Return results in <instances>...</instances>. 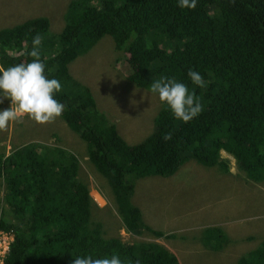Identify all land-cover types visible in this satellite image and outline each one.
<instances>
[{
	"label": "trees",
	"instance_id": "1",
	"mask_svg": "<svg viewBox=\"0 0 264 264\" xmlns=\"http://www.w3.org/2000/svg\"><path fill=\"white\" fill-rule=\"evenodd\" d=\"M63 20L56 36L49 35L44 15L0 28V66L31 62L25 53L33 37L41 35L45 74L62 85L55 93L65 105L60 118L85 142L87 159L110 187L126 230L162 236L143 223L140 209L130 202L131 180L172 175L190 158L226 168L227 161L219 159L224 150L248 178L264 182V0H197L195 9L178 7V0H69ZM104 35L121 51L117 61L126 67L129 81L149 91L154 79L175 78L195 92L203 110L185 123L160 103L152 132L129 145L67 69ZM189 69L201 74L206 87L191 82ZM166 132L171 140L162 139ZM24 138L0 152L5 203L0 229L13 237L3 264H73L77 256L113 254L123 264L137 259L140 264H178L171 250L155 242L127 244L104 237L101 224L92 219L74 157ZM214 234L217 250L226 241L219 227L182 234L180 241L199 247ZM236 264H264V239L239 254Z\"/></svg>",
	"mask_w": 264,
	"mask_h": 264
},
{
	"label": "rangeland",
	"instance_id": "2",
	"mask_svg": "<svg viewBox=\"0 0 264 264\" xmlns=\"http://www.w3.org/2000/svg\"><path fill=\"white\" fill-rule=\"evenodd\" d=\"M68 2L69 0H0V5L4 11H13L15 10V6L18 5L20 9L24 8L30 14H42V12L45 13L44 17H46L48 21L52 20L50 26L48 27L49 35L56 36L63 27V15L67 9ZM11 16L12 15L6 17L4 21L0 22V27H4L3 24ZM20 17L23 19L22 17L25 16L24 14H21ZM121 57V51L114 49L112 39L108 35H104L89 50L84 51L82 54L78 55L67 64V69L69 68L68 73L71 79H74V77L70 72H78L81 75V77L84 79V82L87 84L86 87L89 88L90 95L95 99V101L96 98L92 94V91H96L98 101L101 100L103 104L104 101L102 99L107 98L106 102H108L110 106V111L113 118V120L109 119L111 122L116 121L115 118L120 115H126V118L128 119V112L130 108L132 109L140 102L142 97L141 95L143 93L147 95L150 106L145 111H143V107L139 106L138 108L142 110L140 111L139 115H146L149 117L150 121H152V117L155 115L156 111L159 110L161 102L157 101L154 95L148 92V90L144 91L143 89L136 87L133 82H130L127 79L126 67H122L118 62L121 60ZM115 60H118L117 70H115L114 66H112ZM109 65H111V67H109ZM65 89L67 92H70L67 90V88ZM7 101L10 100L4 99L3 103H0V110H4L2 107L9 104ZM131 101H135L136 103L133 104ZM98 108V110H100L102 113L101 108ZM59 125L61 127H59ZM150 130H152V126ZM53 132L55 134H52ZM21 135H25V137H27L24 139L30 138L31 140L41 144L43 147H63L66 151L70 152L77 158L79 163V169L77 171L78 179L80 176H83L80 180L86 183V188H96L106 198V204L101 208L91 205L92 219L101 224L103 231L102 235L104 237H118L124 242L153 241V238L155 237L149 234L150 232L146 230H142L139 234H137V236L130 235L124 230L122 217L119 215L118 209H116L113 200L114 196L105 178L94 169L88 160L82 161V151L85 148V143L78 138L76 133L68 129L60 117L54 122L45 124H39L32 119H29L27 116L21 117L19 123L10 122L6 130L0 131V152L3 151V154L7 153L12 148V146L20 145L19 140L22 139H17ZM125 136L127 139L131 138V135ZM219 159H222V157L219 156ZM188 160H191V158ZM210 160L212 159L207 161L210 162ZM227 161H229V166L231 169H229V167L226 169L225 164L218 165L215 163L213 165H202L203 168L199 171L195 168H192L190 172L186 171V168L191 164H181L178 175H192L189 179H185L187 183L191 182V188L195 191V195H192L193 199L191 202L193 204L200 203L199 194L202 190L205 194L202 204L207 206V208L204 210L206 211V215L212 220H215L216 214L214 212V208L217 205L216 201H218V203H220V205L223 207H227V215L229 212L225 195L226 184L221 182L216 176L212 175H219L223 178L230 177L231 175H239V228L244 231H248L250 235L257 234V236L253 235V237H256L254 240L249 239L247 241H242L239 239V254H242L256 248L259 245L260 239H264V182L262 181L258 184L246 183L249 181L244 177L246 174H243V172L239 171L235 167L233 158L230 157V159ZM195 174H207V180L203 184L198 182L194 183ZM145 178L148 177L131 180L132 188L135 186H142L141 188L146 187L147 185L155 186L154 183H157L152 178H149L151 180H145ZM153 189L154 188H151V190ZM2 193L3 187L0 178V213L4 212L2 208L5 205V203L2 201ZM159 195L151 193L145 195L149 196L144 199L146 207L144 210L146 212L154 211L155 207L153 206L157 201L160 203L163 202V198L158 199ZM167 201H176L177 205L180 206V201L177 200L173 194L167 198ZM178 206H174L172 209H170L169 214L174 215V213L179 209ZM197 209L198 207H193L192 211ZM226 219L227 217L225 220ZM207 221L210 223V220ZM202 231L203 230H201L200 233H202ZM215 235L216 234H214L209 240H206L204 244L199 247H196L198 246V243L196 242H193L192 245H190L188 242L181 241L179 250L182 248L186 249L183 251V257L186 258V260H180L179 264H222L215 262L213 258H204L202 254L196 258H193L195 255H197V250L203 246V252H205V250H207V252H212L209 246L216 245L217 241L214 240ZM186 240L190 239L187 238ZM157 241L162 243L160 239ZM225 242H227V237ZM194 250L197 252L193 253ZM218 261H223V257H220Z\"/></svg>",
	"mask_w": 264,
	"mask_h": 264
},
{
	"label": "crops",
	"instance_id": "3",
	"mask_svg": "<svg viewBox=\"0 0 264 264\" xmlns=\"http://www.w3.org/2000/svg\"><path fill=\"white\" fill-rule=\"evenodd\" d=\"M21 14H24L25 16L22 17L23 19H21L20 17ZM10 15L12 16L3 24L4 27H9L21 23L26 20L24 18L28 19L35 16H43L45 15V13L42 12V14H30L26 9H20L18 5L15 6V10L13 11H4L2 10L0 5V22L4 21L6 17ZM49 22L51 23L52 20H50ZM117 64L118 62L117 60H115L114 64L112 65L114 66L115 70H117ZM109 67H111V65H109ZM70 73L74 77V79L80 82L83 86L87 85L78 72ZM92 94L96 98L97 107L101 108L102 114L105 117L107 116L110 120H113L110 111V106L108 102H106L107 98L102 99L104 101L103 104L101 100L98 101L96 91H92ZM141 96L143 97V99L141 97L140 102L133 107L134 109L132 108V110L130 108L128 112V119L126 118V115H120L115 118L116 121H112L115 126V129L120 135H141L150 130L151 121L149 117L146 115L140 116L139 113L142 110L138 108L139 106L143 107V111H145L149 108L150 103L147 99V95L143 93ZM184 164H191L189 167L186 168V171L190 172L192 168H195L198 171L203 168L202 165L195 160H186L184 161ZM180 166L172 175L164 177L145 176L148 177L145 178V180H151L149 178L154 179L155 182H157L154 183L156 187L153 185H147L143 188H141L142 186H135L134 188H132L130 202L140 209L142 220L144 221L143 223L148 225L151 230L162 233L161 237L153 238L152 242H157L162 246H165L170 249L176 255L177 260L180 263V260H186V258L183 257V251L179 250V245L181 243L180 239L182 234L186 235L188 233L187 236H192L196 232L201 231L206 227L220 226L219 228H221L223 234L227 237V242L223 244L222 247H218L217 250H213L214 246L210 245L209 248L212 252H207V250L203 252V246L202 248L197 250L198 253L193 258H196L202 254L204 258H213V260L218 263L236 264L237 259L239 258V239L247 241L249 240V237L252 236L248 233V231H244L239 228V178L234 180L232 177L223 178L219 175H212L216 176L221 182H224L226 184L225 195L226 203L228 205L229 210L227 215V207H223L222 205H220V203H218V201H216L217 205L214 208V212L216 214L215 220H212L206 215V211L204 210L205 208H207V206L202 204V201L205 197V194L202 190L199 194L200 203L193 204L191 202L193 199L192 195H195V191L191 188V182L187 183L185 179H189L192 175H178ZM194 180V183L198 182L200 184H203L207 180V174H195ZM151 188L154 189L151 190ZM150 193L157 195L160 194L158 199L163 198V202L160 203L159 201H157L153 206L155 207L154 211L146 212L144 210L146 209L144 199L146 197H149L145 195H148ZM171 194H173L177 198V200L180 201L181 207L177 205L176 201H167V198ZM174 206H178L179 209L174 213V215H170L169 210L172 209ZM193 207H198V209L192 211ZM226 217L227 219L225 220ZM207 220H210V223ZM159 239L162 241V243L157 241ZM220 257H223V261H218Z\"/></svg>",
	"mask_w": 264,
	"mask_h": 264
},
{
	"label": "clouds",
	"instance_id": "4",
	"mask_svg": "<svg viewBox=\"0 0 264 264\" xmlns=\"http://www.w3.org/2000/svg\"><path fill=\"white\" fill-rule=\"evenodd\" d=\"M196 5H197V0H178V7L182 9L183 8L195 9ZM41 44H42V37L39 33H37L32 39V45H33L32 49L30 51H26L25 53L27 56L33 58L31 62H22L14 66H9L7 68L0 66V103H3L4 99L10 100L7 101L10 104V106L7 109L0 110V131L6 130L10 122L19 123L20 118L23 116H27L29 119H32L33 121L39 124H45V123L54 122L57 118L61 117L65 111V105L60 101H58L57 99H55V93L60 92L62 89L61 83L57 79L54 78L49 79L48 76L45 74L46 65L40 59ZM187 75L193 84L201 88L206 87V82L199 72L189 69ZM72 80L77 84L79 83L75 79ZM79 84L82 85L81 83ZM86 88L89 91V88L88 87ZM148 92L154 95L157 101H160L162 104H165L175 119L181 120L185 123L189 122L190 120L198 116L199 113L203 110V105L200 101V98L195 95V92L189 91L187 85L178 82L175 78L162 76L159 79H154L150 85V89ZM131 103L135 104L136 102L131 101ZM155 115L152 117V121H151L152 130L154 128L153 120ZM106 118L109 120L107 116ZM109 122L113 124V122H111L110 120ZM152 130H149L141 135H131L130 139H127V137L124 136V140L129 145L136 144L142 141L147 135H149L152 132ZM115 131L117 135H119L116 129ZM52 134L55 133L53 132ZM162 139L164 141L171 140L172 133L171 132L163 133ZM58 149L64 152L66 155H72L74 157V160L76 161L77 169H79L78 160L73 154L66 151L63 147H58ZM220 156L222 157V159L224 158L226 161L230 159V157H232L235 167L239 171L243 172L237 166L234 157L231 156L229 153L225 152L224 150H221ZM83 160L86 161L88 160L86 156V144H85V148L82 151V161ZM229 164H230L229 161H227L226 169H228L227 167L231 169ZM152 177H157V176H152ZM230 177L236 180L239 178V175H231ZM244 177L247 180H249L246 183H256V184L259 183L258 181H254L248 178L246 175H244ZM92 192H96L98 194V196L101 199L100 204H98L95 200H93L92 196L90 195V193ZM87 194L91 201L92 206L98 208L105 206L106 198L99 190H97L96 188H87ZM123 228L130 235L137 236L133 233H130L128 230H126L125 227ZM0 233H4L5 236H9L10 238V239L8 238L10 241L7 245V248L5 249V251H1L0 253V264H3L4 258L9 251V245L12 242L13 237L10 233H5L1 229H0ZM144 242H150V241H144ZM125 243L128 244L131 242H125ZM225 243L226 242H224V244ZM73 264H123V262L121 261L119 255L113 254L111 257L105 256L103 258H93L91 255L84 257L77 256L73 260ZM128 264H133V262L128 261ZM134 264H140L139 259L135 260Z\"/></svg>",
	"mask_w": 264,
	"mask_h": 264
},
{
	"label": "built area",
	"instance_id": "5",
	"mask_svg": "<svg viewBox=\"0 0 264 264\" xmlns=\"http://www.w3.org/2000/svg\"><path fill=\"white\" fill-rule=\"evenodd\" d=\"M90 195L92 196L93 200H95L98 204L101 203V199L96 192H92L90 193ZM8 238L9 236H5L4 233H0V253L1 251H5V249L7 248V245L10 241V238Z\"/></svg>",
	"mask_w": 264,
	"mask_h": 264
}]
</instances>
